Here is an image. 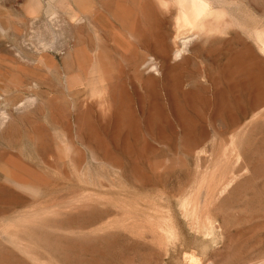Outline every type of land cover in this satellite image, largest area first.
Listing matches in <instances>:
<instances>
[{
	"label": "rangeland",
	"instance_id": "374dc122",
	"mask_svg": "<svg viewBox=\"0 0 264 264\" xmlns=\"http://www.w3.org/2000/svg\"><path fill=\"white\" fill-rule=\"evenodd\" d=\"M0 264H264V0H0Z\"/></svg>",
	"mask_w": 264,
	"mask_h": 264
},
{
	"label": "bare ground",
	"instance_id": "6f19581e",
	"mask_svg": "<svg viewBox=\"0 0 264 264\" xmlns=\"http://www.w3.org/2000/svg\"><path fill=\"white\" fill-rule=\"evenodd\" d=\"M165 47H166V45H165ZM166 48H167V47H166ZM164 49H165V48H164ZM167 51H168V50H167ZM167 51H166V52H167ZM166 52H165V53H166ZM168 52H169V51H168ZM168 52H167V53H168ZM163 55H165V54H163ZM163 55H162V56H163ZM167 56H168V55H167ZM161 59H162V58H161ZM166 59H167V58H166ZM163 60H164V59H163ZM163 63H164V61H163ZM162 65H163V64H162ZM165 66H166V65H165Z\"/></svg>",
	"mask_w": 264,
	"mask_h": 264
}]
</instances>
